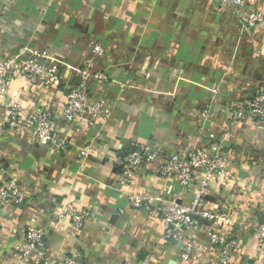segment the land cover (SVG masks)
I'll return each mask as SVG.
<instances>
[{
  "label": "crops",
  "instance_id": "0c3cea01",
  "mask_svg": "<svg viewBox=\"0 0 264 264\" xmlns=\"http://www.w3.org/2000/svg\"><path fill=\"white\" fill-rule=\"evenodd\" d=\"M251 8L264 13V0H253ZM96 38L108 47L105 56L93 55ZM26 42L72 67L92 59L108 81L92 79L89 96L103 95L114 107L108 120L92 126L57 115L56 130L71 143L64 152L27 134L0 132V180L18 176L29 187L24 203L0 212V264H26L17 246L32 217L44 229L45 256L75 253L78 264H217L218 252L209 247L213 221L190 232L210 254L183 259L179 242L161 240L160 212L152 214L151 204L132 208L116 178L136 145L159 147V162L189 145L209 150L208 136H221L231 106L264 82V21L246 31L234 9L218 0H0V53ZM62 70L66 81L59 87L34 84L32 95L15 82L13 92L35 106L62 100L75 81L70 69ZM204 108L209 117L202 120ZM223 145L233 176L210 181L203 205L235 218L251 215V226L232 231L237 245L230 264H258L253 229L264 219V128L233 124ZM126 190L187 203L195 186L163 180L147 165ZM68 201L90 211L78 232L57 222Z\"/></svg>",
  "mask_w": 264,
  "mask_h": 264
},
{
  "label": "built area",
  "instance_id": "2783aa9c",
  "mask_svg": "<svg viewBox=\"0 0 264 264\" xmlns=\"http://www.w3.org/2000/svg\"><path fill=\"white\" fill-rule=\"evenodd\" d=\"M221 6L234 9L243 29L252 31L264 21L262 11L251 8L253 0H218ZM94 56H105L108 47L99 39L91 41ZM264 53V51H262ZM70 69L75 77L74 83L68 89L64 99L59 101H27L13 92L15 82L26 85L32 95L34 84L59 87L65 81L62 67ZM146 70L144 79L150 78ZM92 79L108 81L105 72L93 69V60L87 59L77 67H72L63 60H56L49 49H38L30 42L22 43L17 51L6 50L0 53V132L27 134L40 144L50 145L58 152L66 151L71 143L56 130V116L68 123L83 122L89 126L97 119H109L114 103L103 95L89 96L88 85ZM123 89L125 83L119 82ZM217 92V90H215ZM25 95V93H24ZM209 109L201 111L202 120L208 119ZM249 121L264 128V82L258 87L252 97L235 103L230 108L229 124L222 130L221 136L209 134V150L197 145H189L168 156L164 162H159L161 155L159 147L145 144L136 145L122 158V167L116 178L119 191L125 193L129 205L141 209L151 204V213L160 212L163 231L161 240L165 243L176 240L181 245L180 257L189 259L200 252L210 254L209 249L199 247L191 237L190 232L196 230L202 220L213 221L214 228L209 232L210 248L217 250V264H230L231 254L237 242L232 235L235 227L251 226V215L244 214L235 218L231 212L215 213L204 207V198L209 183L212 180L231 178L230 159L223 153V136L227 135L233 124ZM151 166L153 173L163 180L173 179L182 187L195 186V192L187 203H181L176 198L166 200L159 196H142L127 192L134 177L143 166ZM29 194V187L18 176H10L0 180V212L11 206L24 203ZM90 211L80 208L72 201L59 207L57 222L66 221L73 231H80L86 224ZM217 227L226 230L218 231ZM253 237L258 244L260 256L257 263L264 264V219L253 229ZM22 241L17 246L20 258L26 264H78L75 253H65L61 257L45 256L44 229L38 219L32 217L22 228Z\"/></svg>",
  "mask_w": 264,
  "mask_h": 264
},
{
  "label": "water",
  "instance_id": "95a60500",
  "mask_svg": "<svg viewBox=\"0 0 264 264\" xmlns=\"http://www.w3.org/2000/svg\"><path fill=\"white\" fill-rule=\"evenodd\" d=\"M178 242V241H177Z\"/></svg>",
  "mask_w": 264,
  "mask_h": 264
}]
</instances>
